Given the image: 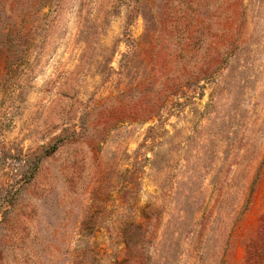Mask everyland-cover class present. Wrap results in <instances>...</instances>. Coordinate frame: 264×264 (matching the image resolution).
I'll return each instance as SVG.
<instances>
[{"label": "rangeland", "instance_id": "1", "mask_svg": "<svg viewBox=\"0 0 264 264\" xmlns=\"http://www.w3.org/2000/svg\"><path fill=\"white\" fill-rule=\"evenodd\" d=\"M0 264H264V0H0Z\"/></svg>", "mask_w": 264, "mask_h": 264}]
</instances>
